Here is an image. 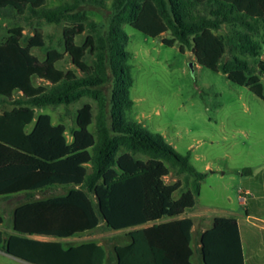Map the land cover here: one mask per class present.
Wrapping results in <instances>:
<instances>
[{
  "label": "trees",
  "instance_id": "1",
  "mask_svg": "<svg viewBox=\"0 0 264 264\" xmlns=\"http://www.w3.org/2000/svg\"><path fill=\"white\" fill-rule=\"evenodd\" d=\"M0 0V13L14 18L68 23L64 52L45 48L40 33L22 43V28L0 43V143L38 160L55 163L93 149L91 170L80 187L38 199L45 188L25 192L13 211L11 234L0 229V249L32 264H104L97 241L69 248L62 239L95 232L102 223L127 231L113 247L115 264H195L193 219L185 216L200 197L208 174L162 134L130 120L136 105L133 52L125 25L168 47L189 48L196 64L221 73L264 100V0ZM95 8L99 21H87ZM83 44L76 38L84 36ZM68 56L72 67L60 63ZM96 101L76 112L72 138L53 122L46 106ZM174 175V182L166 178ZM179 194L178 197L176 195ZM35 236L54 238L40 240ZM203 264H245L237 220L218 216L200 238Z\"/></svg>",
  "mask_w": 264,
  "mask_h": 264
},
{
  "label": "crops",
  "instance_id": "2",
  "mask_svg": "<svg viewBox=\"0 0 264 264\" xmlns=\"http://www.w3.org/2000/svg\"><path fill=\"white\" fill-rule=\"evenodd\" d=\"M146 71L135 80L136 105L130 112V120L140 122L151 133L162 134L180 153L190 152L194 166L209 173L206 176L212 186L203 187L200 193L205 204L185 215L194 222L191 246L194 257L199 254L196 261L201 260L202 234L212 227L215 217L225 216L237 220L245 264H264V100L247 87L237 86L232 91L219 88L222 92L219 106L207 118L203 110L208 111V107L203 109L197 100L184 103L180 87L170 89L169 85L179 81L174 76ZM156 72L162 73V69ZM206 72L204 79L208 83L213 76H222L209 69ZM163 87L167 88L166 95ZM43 164L36 158H22L18 162L0 160V229L8 235L13 232L12 222L7 228L6 222L9 218L12 220L17 206L7 210L1 203L20 194L25 199L26 191L41 189L50 183L62 184L53 178L62 179L64 174L44 175ZM88 235H82L84 242L92 241L85 240ZM0 254L8 264H32L2 249ZM106 260L115 264L110 253Z\"/></svg>",
  "mask_w": 264,
  "mask_h": 264
},
{
  "label": "rangeland",
  "instance_id": "3",
  "mask_svg": "<svg viewBox=\"0 0 264 264\" xmlns=\"http://www.w3.org/2000/svg\"><path fill=\"white\" fill-rule=\"evenodd\" d=\"M58 4L57 1L47 0L48 6H54ZM88 14L87 21H99L101 20V14L97 12L95 8ZM68 25L66 22H62L61 24H54L46 22L45 20L33 19L31 21H27L24 18H14L10 15L0 13V43L4 41L10 34L12 29L22 28L23 30V38L22 43H25L29 38L34 35L40 33L45 41V48H34L32 50L33 54L38 56L40 59H44L47 52L49 50L56 49L58 51L64 52V42H63V32L65 27ZM126 31L129 33L131 39L127 45V49H131L133 52V64L135 65L133 70L134 75V86L132 88V96L134 97L133 91L136 83V77L139 78L141 74H145L146 72H154L156 74L164 75V76H174L175 79L179 80L178 83L174 82L172 85H169L170 89H175L180 87V91L182 96L184 97V103H190L191 101H199L200 106L204 109L208 107L209 110H203L204 114L207 118H211L212 114L218 108V102L221 99V88L236 89L237 86L230 83L226 80V78L222 76H213L210 83L209 81H205L206 76V68L198 67L196 65V61L192 51L189 48H185V52L182 53L180 50V44L176 43L173 47H168L163 43V39H171V35L169 33L164 34L162 37L158 39H153L144 35L143 33L131 28L129 25L124 26ZM88 33H85L84 36H80L76 38V42L78 44H83L85 37ZM144 40V41H142ZM262 56L264 57V48ZM61 67L69 68L72 67V64L67 55L60 63ZM159 68L162 69V73L156 72ZM151 75V74H150ZM214 75H218L215 74ZM263 78V77H262ZM140 83V82H139ZM264 83V78H263ZM141 84V83H140ZM141 89V87H140ZM142 90V89H141ZM164 92H163V91ZM161 91L165 94L167 92V88L163 87ZM157 92V91H156ZM166 95V94H165ZM136 101V99H135ZM91 104L93 106L94 114L97 113V104L96 101L90 98H83L80 102H75L70 106H46L44 109H38L39 112H45L51 114L53 118V122L56 124H64L66 126V135L67 139L70 141L72 138L73 130L76 127L75 124V116L76 112L79 108H81L85 104ZM135 108V107H134ZM133 108V110H134ZM6 109H11V106H3L0 109V112ZM93 157V149L87 150L80 154H76L70 156L67 159L55 162L48 163L43 161V173L44 175L58 176L59 174H64L62 179L53 178V181H60L62 184H56L60 186H54L51 189L45 191V193H41L37 196L40 198H47L51 196H58L66 194L71 188L80 187L85 179L87 173L91 170V159ZM35 159L32 156L26 155L22 152L15 150L7 145L0 143V160H11L14 162H18L20 159ZM36 161V160H33ZM203 171V169H199ZM209 174V173H208ZM229 176H234L233 173H229ZM176 178L174 175H170L166 178V181L171 183L174 182ZM47 183V182H46ZM211 183L208 180V177L202 181V188H211ZM21 187V186H20ZM179 194L176 195L178 197ZM26 200L20 194L16 196L14 199L1 203V206H4L7 210L12 209L19 204L24 203ZM205 204V202L200 197L198 199V203L195 208L199 205ZM191 211H188V213ZM12 222L11 218L7 219L6 228L8 224ZM99 227L95 232L89 234L87 239L85 240H96L101 242L104 248L107 251V256L113 250L114 245H125L126 244V233L127 231H114L112 229H108L104 227V224ZM195 236V234H193ZM83 237L77 236L75 238L64 239L62 243L64 247L69 248L74 245H79L83 243ZM195 248V247H194ZM196 250V248H195ZM197 252V251H196ZM199 256L196 253L193 258V262L195 264H203L201 260L199 262L196 261V258ZM0 264H8V261L1 256L0 254ZM104 264H111L108 260L105 261Z\"/></svg>",
  "mask_w": 264,
  "mask_h": 264
}]
</instances>
